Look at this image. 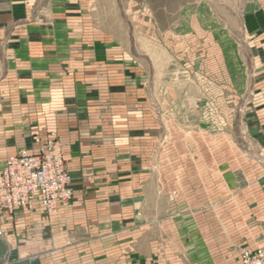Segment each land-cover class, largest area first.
Here are the masks:
<instances>
[{
	"label": "crops",
	"instance_id": "crops-1",
	"mask_svg": "<svg viewBox=\"0 0 264 264\" xmlns=\"http://www.w3.org/2000/svg\"><path fill=\"white\" fill-rule=\"evenodd\" d=\"M101 2L120 18L121 0H0V173L58 139L74 193L54 214L0 212V264H237L264 247V0L243 5L246 53L211 9H146L179 21L151 22L142 47L96 20ZM203 102L214 123L187 153L189 126L167 115ZM236 107L254 157L233 155ZM202 137L220 169L203 168Z\"/></svg>",
	"mask_w": 264,
	"mask_h": 264
},
{
	"label": "rangeland",
	"instance_id": "rangeland-1",
	"mask_svg": "<svg viewBox=\"0 0 264 264\" xmlns=\"http://www.w3.org/2000/svg\"><path fill=\"white\" fill-rule=\"evenodd\" d=\"M247 0H121V3L119 6H117L118 10V17L120 18H114L113 17V9L112 5H110L108 2L104 3L101 2L100 6L102 7V10L106 8V10L112 9L110 11V15L107 13L105 14L104 18L103 17H96V20H100L106 24V26L111 29L117 36H124V30L126 29H131L132 33L134 31H137V33L132 34V38L137 41L139 44H141L142 47L145 46V38H146V32H147V27L148 25L153 22V25H163V26H176L178 23L179 19L177 17L172 18V17H149L146 16V9L147 10H153V11H159L161 8H166L170 9L173 11H177L178 8L182 6H186L188 10H198V9H211L214 12L215 18L213 19L211 25H218V27H226L228 29V41H232L233 44H238L237 50L240 51V53H243L242 50L245 49L246 43L245 41L247 34L243 33V24H244V19L241 16V11L243 9V5L246 3ZM95 7H97L98 3L94 4ZM131 5V6H130ZM110 6V8H108ZM108 8V9H107ZM108 12V11H107ZM101 15V14H100ZM104 14H102L103 16ZM136 15V16H135ZM190 20V21H189ZM193 19L187 18L186 22L187 25H193ZM206 21V19H205ZM208 25L210 24V21L207 19ZM137 29V30H136ZM125 30V31H126ZM130 31V30H129ZM221 37L224 36V34H219ZM127 36V35H125ZM124 36V37H125ZM224 43L226 42V39L223 38ZM139 55L143 56L145 53V50L143 49L137 50ZM246 53V52H244ZM145 56V55H144ZM167 68V67H166ZM159 70H162V66H158ZM165 69V67H164ZM177 78L178 75L177 73L171 74V78L174 79V77ZM188 75V74H186ZM187 77V76H185ZM192 82H188L190 84ZM173 85V83H172ZM205 101V100H204ZM206 102V101H205ZM203 108L202 112L198 114H178V112H170L167 116L169 117L168 120L171 123H185L186 126H189L187 128L188 130V138L189 142H191L190 146L186 147V152L187 153H194V147H193V138H194V133L193 131H197L200 127H202V132L206 133L204 131H207L209 129L205 127L211 126L210 123H214V115L212 111L209 109L207 104L204 102L202 103ZM237 108V107H236ZM241 109L238 107L235 111L234 117H235V125H234V130H233V138H234V149H233V155H235V158L237 159V155L241 154L242 152L249 153L250 157H254L253 155V150L252 148H249L248 144L243 140L242 138V132H241V127H240V117ZM221 119H225L223 116ZM219 121V120H218ZM221 122V121H220ZM200 124V125H198ZM202 124V125H201ZM198 128H194L197 127ZM196 129V130H195ZM221 131H218V134H220ZM215 133V132H213ZM198 139V138H196ZM201 143H202V164L203 168L209 169V163L208 161L210 159L212 165H217V168H221L220 166V161L216 164V161L214 160L213 156V150L211 147H209L208 142H205L204 139L205 137L201 138ZM223 139V138H219ZM61 143L60 140L55 139ZM218 143L220 144L221 141L218 140ZM201 146V145H200ZM63 147V146H62ZM176 148V146H175ZM172 152V150H170ZM225 152V147L222 145V148L218 150L219 155ZM173 153L177 154L178 153V147L176 150L173 151ZM64 155V151H63ZM224 156H221L222 162L224 163L225 159V153L223 154ZM220 159V156H219ZM214 161V162H213ZM240 164V159L238 160ZM235 161V166H236ZM66 163V162H65ZM188 165V163H186ZM211 165V164H210ZM222 165V164H221ZM224 165V164H223ZM67 168V166H66ZM188 169V168H186ZM69 173V172H68ZM189 179V178H188ZM189 182V183H188ZM209 179H202V187H207L208 186ZM186 185H191V180H186L185 182ZM72 188V187H71ZM217 200L218 201H223L225 198L224 192L219 188V192L217 194ZM204 211V210H203ZM224 212L223 210H218V217L221 218V214ZM264 248V247H262ZM260 249V248H259Z\"/></svg>",
	"mask_w": 264,
	"mask_h": 264
},
{
	"label": "built area",
	"instance_id": "built-area-1",
	"mask_svg": "<svg viewBox=\"0 0 264 264\" xmlns=\"http://www.w3.org/2000/svg\"><path fill=\"white\" fill-rule=\"evenodd\" d=\"M73 198L63 147L57 140H49L39 153L19 151L0 173V212L13 215L38 201L47 214H54ZM237 264H264V248L241 251Z\"/></svg>",
	"mask_w": 264,
	"mask_h": 264
}]
</instances>
